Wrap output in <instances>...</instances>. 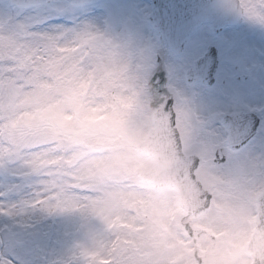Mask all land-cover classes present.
I'll return each instance as SVG.
<instances>
[{"label":"clouds","instance_id":"9594fccd","mask_svg":"<svg viewBox=\"0 0 264 264\" xmlns=\"http://www.w3.org/2000/svg\"><path fill=\"white\" fill-rule=\"evenodd\" d=\"M226 5L233 15L264 26V0ZM109 36L96 24L91 31L79 24L40 29L13 20L0 28V193L16 195L17 211L41 213L55 208L63 194L81 189L114 201L124 218L143 225L140 232L104 233L109 244L104 253L111 251L114 237L136 242L137 248L118 245L117 257L138 249L151 264H242L246 258L238 253L246 224L226 237L193 227L208 223L204 213L213 207L195 176L199 166L194 160L181 156L160 174H142L135 161L117 164V153L92 134L106 121L86 127L84 118L97 114L89 106L102 108L110 101L106 71L123 59ZM73 95L79 102H72ZM32 201L43 203L29 208ZM161 219L170 226L162 245Z\"/></svg>","mask_w":264,"mask_h":264},{"label":"rangeland","instance_id":"374dc122","mask_svg":"<svg viewBox=\"0 0 264 264\" xmlns=\"http://www.w3.org/2000/svg\"><path fill=\"white\" fill-rule=\"evenodd\" d=\"M4 4L5 2L0 0V6ZM148 12L149 4L145 0H101L92 4L87 13L89 20L110 32L109 42L116 55H122L123 59L105 73L109 103L102 108L90 105L89 111L97 114L86 116L85 125L87 127L106 121L102 127L93 129L92 134L100 136L117 153V164L126 167L129 162L135 161L137 171L147 169L152 164L151 159H145V156L134 150L135 143L145 136L150 125L148 108H154L155 104L153 93L146 86L151 70L149 53L139 42L141 37L146 38L150 34L154 36L143 25L139 27V21L144 20V15ZM0 15L7 16L6 8L0 7ZM75 23L76 20L71 16H53L39 28L46 29L53 25L71 26ZM218 38L220 39L218 81L226 74L242 76L243 71H236L234 67L243 58L241 55H244L247 60L246 70L253 69V76L246 81L243 77L240 78L243 89L248 91L252 88L242 100L247 105L264 106V26L243 19L240 26L225 29ZM209 42L216 43L206 32L200 33V44L203 49ZM251 58L257 59L253 63L254 68L248 63ZM71 99L73 103L79 102L78 95H73ZM195 101V106L198 104L199 107L197 111L207 116L208 112L220 113L235 108L236 103L241 100L227 97L222 90L211 95H198ZM261 114L258 136L264 131V110ZM140 117L143 121H139ZM65 118L72 119L71 116ZM185 124L192 129L189 121L185 120L183 123L181 120L178 121L180 129ZM116 131L118 132L116 135H105ZM182 139L186 152L196 151L204 156L198 176L213 192L214 200L219 205L218 209L222 212L224 202L229 205L228 210H244L241 199H249L264 185V157L258 152L248 153L235 161L231 168L221 170L210 161L196 134L185 135ZM15 200L16 195L0 197V203ZM39 203L43 201H32L29 208H38ZM235 203L237 205H233ZM117 207L114 201L98 198L91 191L86 194L81 189L63 194L55 208L45 213L24 210H19L18 213L24 221L23 227L28 224L29 227H25L27 230L46 234L54 242L48 250L50 264H117V261L121 264H151L150 258L140 253L138 249L131 255L126 251L119 257L113 254L121 243L137 248L136 242L127 237L120 239L114 237L110 245L111 251L107 253L102 251L109 247L103 239L104 233H112L120 228L129 232L143 231V225L124 218L116 211ZM215 209L216 207L211 209V213H215ZM0 211H7V208ZM11 222L9 218L0 216V228ZM247 230L248 227L244 230V235ZM116 240L118 245L114 244ZM238 255L240 257L244 255L241 249ZM245 263L244 259L242 264Z\"/></svg>","mask_w":264,"mask_h":264},{"label":"snow or ice","instance_id":"6c2138e0","mask_svg":"<svg viewBox=\"0 0 264 264\" xmlns=\"http://www.w3.org/2000/svg\"><path fill=\"white\" fill-rule=\"evenodd\" d=\"M0 7L7 10V16L0 15V28L13 20H26L39 28L53 16H71L75 24L83 25L89 31L95 24L88 19L91 0H7ZM226 8L227 5H221ZM59 26V25H53ZM155 32L141 37L140 43L149 53V85L155 90L159 104L169 118L183 123L189 121L198 141L213 165L221 170L231 168L233 163L246 154L258 152L264 157V131L259 136L241 133L228 120L227 113L211 112L203 115L195 106L198 95L224 90L223 81L212 85L208 74L199 64L204 54L200 44V26L191 20L175 28L162 30L158 25H143ZM171 100V104H169ZM3 107L0 105V113ZM2 118V117H0ZM0 193V197H4ZM0 216L9 218L11 223L0 228V264H50L48 250L53 246L50 236L23 227L24 221L17 209V202L0 203ZM117 264H121L117 261ZM264 264V260L261 261Z\"/></svg>","mask_w":264,"mask_h":264},{"label":"water","instance_id":"95a60500","mask_svg":"<svg viewBox=\"0 0 264 264\" xmlns=\"http://www.w3.org/2000/svg\"><path fill=\"white\" fill-rule=\"evenodd\" d=\"M7 1V0H5ZM94 0H91V2ZM153 3V15L156 8L160 5L159 0H151ZM177 2L175 5L172 0L170 2L177 9L184 8L185 12L188 11V18H194L198 23L203 21H210L215 27L219 29L225 25L238 24L241 18L233 15L221 5L229 3V0H174ZM199 2L200 5L196 6L194 9L191 7L193 3ZM175 11V9H172ZM193 11L191 15L190 11ZM151 22H153L151 20ZM152 25H156L152 23ZM158 25V24H157ZM172 28H175L178 23L166 24ZM168 27V28H170ZM219 27V28H217ZM160 28V27H159ZM167 28V29H168ZM161 29V28H160ZM166 29V30H167ZM214 68V63L212 64V69ZM154 126L150 129L146 138L139 142L136 149L139 152H143L146 156L154 158V165L147 171H141L142 174L149 172H155L160 174L163 171V166L169 164L171 160L179 161L181 156L185 160H194L197 164V159L193 156H185L181 151V144L176 131L174 122L169 118V115L164 111L163 107L160 108L153 116ZM264 215V212H262ZM264 226L261 223H257L254 230L252 240L247 247V251L253 257L252 264H261L264 260Z\"/></svg>","mask_w":264,"mask_h":264},{"label":"flooded vegetation","instance_id":"af4514ba","mask_svg":"<svg viewBox=\"0 0 264 264\" xmlns=\"http://www.w3.org/2000/svg\"><path fill=\"white\" fill-rule=\"evenodd\" d=\"M209 31V25L204 24L202 26H200V33H204L206 32L209 36H212V40L216 41V43L213 42H209L205 44V48L204 50L207 48V46L212 45L214 47H216L217 51L220 45V39L218 38L219 34L221 33H217V34H212V33H208ZM241 58L239 60V62L235 65L234 69L236 71L238 70H242L243 71V75L241 76L240 74H237L235 76L232 75H228L226 74L224 76V78H222L223 84H224V94L227 95V97H235L236 99H239L240 102L236 103V107L235 108H231L228 110V112H233V111H253V112H257V105H247V103L242 100V98L246 97L245 95L247 93L250 92V89L252 90V88L248 89V91H246L245 89H243V83L241 82L240 78L243 77L244 81L250 79L253 76V69H251L250 71L246 70V62L247 60L245 59L244 55H241ZM257 59H250L249 60V64L251 67H255L253 65L254 62H256ZM257 67V66H256ZM217 82H215L213 85H215ZM156 96V101H158L157 95L155 93ZM240 104L242 106H240ZM157 105V103H156ZM159 105V103H158ZM197 108V107H196ZM197 110H199V108H197ZM210 112H208L206 115H208ZM179 121L180 119L177 118L176 121ZM177 121V122H178ZM237 124L241 125V122H238ZM179 133L180 136H189V135H194V131L193 129H189L188 126L185 124L183 126L182 129L179 128ZM184 141V140H183ZM200 162H202L204 160V157L200 155L199 157ZM202 160V161H201ZM199 162V164H200ZM241 203H243L244 205V210L240 209V210H231V209H227V207L229 205H227L226 203H222L224 209L222 210V212L218 209L219 205L217 206V208L215 209V213L212 216H208L206 215V213H204L205 216H208L209 218V222L208 223H198V224H194L193 227L196 230L199 231H204V232H208L216 237H226L227 234H231L232 231L236 228L237 225H239L241 222H243L244 224L247 225L248 230L246 231V233H250L253 229L254 226V222L256 219V215H257V205H256V197L254 196L253 198H245V199H241ZM241 203L239 205H241ZM221 205V207H222ZM233 205H237L236 203ZM210 210V209H209ZM208 210V211H209ZM232 212H237L236 215L233 216ZM158 226L161 232H159V242L162 245L163 242H165V238L167 233L170 231V226L167 222H165L164 220H160L158 222ZM228 226V228H227ZM161 236V237H160Z\"/></svg>","mask_w":264,"mask_h":264}]
</instances>
